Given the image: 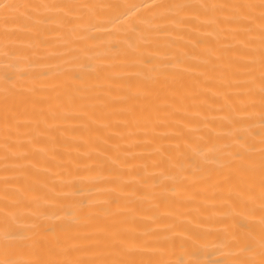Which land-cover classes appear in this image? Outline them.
I'll return each instance as SVG.
<instances>
[{
  "label": "bare ground",
  "instance_id": "1",
  "mask_svg": "<svg viewBox=\"0 0 264 264\" xmlns=\"http://www.w3.org/2000/svg\"><path fill=\"white\" fill-rule=\"evenodd\" d=\"M0 264H264V0H0Z\"/></svg>",
  "mask_w": 264,
  "mask_h": 264
}]
</instances>
